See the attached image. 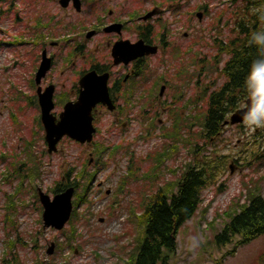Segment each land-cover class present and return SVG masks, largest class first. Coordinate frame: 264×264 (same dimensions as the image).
Listing matches in <instances>:
<instances>
[{
  "label": "rangeland",
  "instance_id": "rangeland-1",
  "mask_svg": "<svg viewBox=\"0 0 264 264\" xmlns=\"http://www.w3.org/2000/svg\"><path fill=\"white\" fill-rule=\"evenodd\" d=\"M205 1L208 15L200 23L194 16L195 9L191 10L197 31L205 32L209 43L216 38L226 41L234 37L235 20L241 18L240 13L235 14L239 3ZM25 2L0 0V264H16V260L20 264H36L37 260L40 264H131L130 255L144 238L140 219L144 203L161 188H176L189 165L206 161L219 167L217 176L203 190V202L196 215L178 232L177 249L170 264H264V236L237 249L233 248L235 244L218 247L214 242L229 215L248 202L250 192L264 196V163L252 156L255 141L264 136V107L242 127L227 125L219 137L209 140L205 138V122L200 116L206 103L196 99L195 89L188 90L186 96L199 104L192 111L198 114L191 124L166 114L160 117V123L134 122L112 132V119L106 117L98 124L100 134L93 145L64 138L57 152L49 154L44 131L42 138L41 134L36 136L39 128L33 121L35 110L25 102L31 95L25 88L30 72L27 54L36 50L35 40L33 46L18 44L28 41L27 28L34 26L33 21L39 20L44 12L55 15L59 7L49 2L45 9L41 4L42 9L32 10L27 9ZM198 2L194 0L192 6ZM214 55L215 51L209 49V56ZM214 62L210 59L209 67ZM200 65L198 62V68ZM223 65L224 62L220 68ZM163 71L158 69L159 73ZM208 74L210 90L224 85L218 71L208 68ZM213 80L216 82L211 86ZM262 82L253 85L258 87ZM171 96L170 91L166 98ZM176 124H180L179 130H173ZM147 128L153 129L148 133ZM168 131L179 136L166 139L163 134ZM93 148L96 151L92 156ZM29 151L36 155L39 176L32 185L31 179L26 180L20 195L25 205L13 215L11 224L6 219L7 208L18 191L22 179L18 174L26 169H20L21 161H27ZM17 162L20 164L16 165ZM129 170L134 172V178ZM124 177L130 181L121 192ZM59 183H77L84 201L77 206V221L73 223L71 216L62 231L44 227L39 201V190L53 198V190ZM74 199L79 200L76 195ZM14 225L20 235L19 244L5 262L11 253L12 239L7 232L16 235ZM73 226L76 240L71 243ZM53 243L54 252L48 255Z\"/></svg>",
  "mask_w": 264,
  "mask_h": 264
},
{
  "label": "flooded vegetation",
  "instance_id": "flooded-vegetation-1",
  "mask_svg": "<svg viewBox=\"0 0 264 264\" xmlns=\"http://www.w3.org/2000/svg\"><path fill=\"white\" fill-rule=\"evenodd\" d=\"M193 1L26 0L27 9L40 10L41 4L45 9L49 2L59 7L55 15L44 12L33 21L34 26L27 28L28 41L18 44L33 46L35 40L36 50L27 54L30 72L25 88L31 95L25 102L35 110L36 136L42 138L44 131L46 141L40 96L52 92L51 114L59 121L65 106L78 101L82 79L92 74L106 78L113 107L100 104L94 109V139L100 134L99 122L106 117L112 119V132L134 122L160 123L166 114L191 124L198 114L192 112L199 107L193 103L196 99L206 103L200 116L207 117L209 94L216 89L208 86L209 60L220 56L223 40L209 43L205 32L193 26V8L199 23L208 15L205 0L194 7ZM43 19L48 20L44 23ZM209 49L215 51L213 57ZM46 61L50 67L38 80V71ZM161 68L164 71L159 73ZM194 89L196 99L187 97L186 92ZM170 91L172 96L167 99ZM95 151L93 148L90 155Z\"/></svg>",
  "mask_w": 264,
  "mask_h": 264
},
{
  "label": "trees",
  "instance_id": "trees-1",
  "mask_svg": "<svg viewBox=\"0 0 264 264\" xmlns=\"http://www.w3.org/2000/svg\"><path fill=\"white\" fill-rule=\"evenodd\" d=\"M236 2L239 3V7L235 14L240 13L241 18L235 20L233 29L235 35L223 41L219 58L217 61L214 59L216 63H212L209 67L213 72L218 71L225 80L221 88L209 94L208 114L204 118L205 138L209 140L221 135L224 122L244 105L253 82H260L264 77V74L259 79L257 77V73L264 70V0H232L233 4ZM224 55L227 57L225 60ZM223 62L224 65L220 68ZM261 111L262 109L255 111L254 114ZM179 129L180 124H176L173 130ZM173 133L165 132L163 137L176 139L179 135L176 132V134ZM27 153V161L22 160V166H20V169L22 167L26 169L20 172V175L16 171L19 178L22 176L21 183L15 196L11 197V203L7 208L6 219L11 224L12 221L14 222L13 215L19 213L20 206L25 205L20 195L24 192L26 180L31 179L30 185H32L39 176L36 175L40 171L36 155L32 151ZM252 156L257 162L264 163V136L255 141ZM235 162L238 161L235 160ZM19 164L17 162L16 165ZM218 169L219 167L211 161L191 164L177 182L176 188H168V190L161 188L148 198L140 216L144 225V238L130 255L131 264H170L171 258L176 253L178 232L196 215L203 202L202 192L214 182ZM130 173L134 178V172L129 170ZM129 181L123 178L121 192H124ZM70 186H75L77 189L80 187L75 183H59L53 193L63 192ZM77 199L79 200L74 201L73 223L77 221V206L84 202L79 192ZM229 216V221L214 237L218 247L235 244L233 248L237 249L264 236V196L262 194L250 192L248 202L241 206L239 211ZM12 227L16 231L15 225ZM7 234L12 239L11 253L7 254L5 262L8 261V255L17 250L20 239L17 231L16 235L11 231ZM75 238L76 230L73 226L69 242L72 243L76 240ZM16 261V264H20L18 260ZM36 264H40L39 260Z\"/></svg>",
  "mask_w": 264,
  "mask_h": 264
},
{
  "label": "water",
  "instance_id": "water-1",
  "mask_svg": "<svg viewBox=\"0 0 264 264\" xmlns=\"http://www.w3.org/2000/svg\"><path fill=\"white\" fill-rule=\"evenodd\" d=\"M65 1V0H63ZM201 19V16H199ZM50 64L48 61L43 63L38 71V80L48 71ZM95 75H87L81 81L82 91L77 102L69 103L65 106L64 112L61 114L60 120L51 114L53 109L52 92L40 96L42 107V122L46 132V143L48 153L57 152L59 142L68 137L69 139L80 144H91L97 130L94 126V109L102 104L111 107V101L106 84L105 77ZM94 78H97L94 80ZM93 79V80H92ZM164 88H162L161 95ZM264 106V87L258 88L252 86L249 96L245 102V106L235 111L230 120L224 122L227 125H241L248 121L253 112ZM113 109V107H111ZM233 172V168L231 166ZM75 187H69L64 192L51 198L50 195L39 190V201L43 207V222L46 229L52 228L56 231H62L70 221L74 205L73 198L75 195ZM55 244L47 250L48 255L54 252Z\"/></svg>",
  "mask_w": 264,
  "mask_h": 264
},
{
  "label": "clouds",
  "instance_id": "clouds-1",
  "mask_svg": "<svg viewBox=\"0 0 264 264\" xmlns=\"http://www.w3.org/2000/svg\"><path fill=\"white\" fill-rule=\"evenodd\" d=\"M262 74H264V70H261L260 72L257 73L258 79L261 77Z\"/></svg>",
  "mask_w": 264,
  "mask_h": 264
}]
</instances>
